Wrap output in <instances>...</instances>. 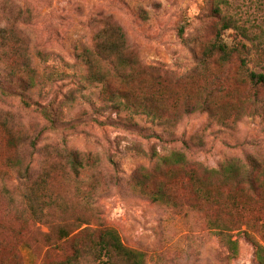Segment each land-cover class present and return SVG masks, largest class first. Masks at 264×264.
Segmentation results:
<instances>
[{"label":"rangeland","instance_id":"374dc122","mask_svg":"<svg viewBox=\"0 0 264 264\" xmlns=\"http://www.w3.org/2000/svg\"><path fill=\"white\" fill-rule=\"evenodd\" d=\"M213 7L211 0H0V55L9 45L25 50L33 69L25 86L0 74V89L13 91H0V264H62L74 241L60 238V228L72 235L98 226L143 252L144 264H261L264 91L247 81L242 53L222 63L203 58L220 26ZM225 10L264 30V0H231ZM107 17L137 63L126 85L113 61L92 52ZM221 39L232 45L241 36L226 29ZM23 96L47 109L24 106ZM68 150L77 153L75 170ZM172 152L184 162L166 159ZM231 164L238 182L219 186ZM196 179L221 193L218 206L197 202ZM156 187L168 204L150 200ZM231 194L239 199L233 218L225 207ZM213 219L239 220L224 229L232 244Z\"/></svg>","mask_w":264,"mask_h":264},{"label":"trees","instance_id":"16d2710c","mask_svg":"<svg viewBox=\"0 0 264 264\" xmlns=\"http://www.w3.org/2000/svg\"><path fill=\"white\" fill-rule=\"evenodd\" d=\"M211 3L214 4L213 12L220 17V26L212 38L213 40L209 42L202 51L203 58L205 59V57L209 58L218 55V60L222 63L229 61L234 55L242 53L240 62L247 81L253 88L264 91V73L255 71L256 69L258 70L264 67V30L259 25H241L238 23V18L233 13H228L226 10L224 11L225 8L231 7V0H211ZM100 26L101 29L94 35L97 43L94 45L95 48H93L92 52L99 61H113L115 63L113 72L114 74L116 73V77L121 81L119 84H122V82L128 81L129 78L132 77V73L134 72L133 65L136 63L135 56L131 51L129 53L127 52L128 54L125 53V51L130 49V46L127 44L120 26L114 20L107 17L100 21ZM226 29L236 30L241 36V39H237V42L232 45H227L221 39L223 31ZM179 32H182V29H179ZM242 39L245 41H241ZM16 67L18 68L15 69ZM0 68L1 76L5 79L8 78V83L25 86L23 81L24 77H29V80H32V76L29 75L28 72L32 73L33 69L30 67V58L25 50L12 48L10 45L9 47H5L0 55ZM0 91L5 94H13V91H6L4 88H1ZM148 96L153 97V92L150 91ZM20 102L24 104V106L33 104L35 109L40 112H44L47 109L46 106L40 105L39 103H31L24 96L21 97ZM260 103V109H264V102L261 100ZM121 104V102H116V106ZM68 157H70V162L75 170V166L78 162L77 153L68 150ZM166 159L172 162H184V155L181 152H172ZM252 165L257 166L253 162ZM235 168L236 167L231 164V166L225 167L220 174L218 173L220 176L219 186L222 181L223 184L229 181L238 182V175L234 172ZM261 176L264 178V164ZM245 177V179L249 180L246 171ZM262 181H264V179ZM142 183L144 184V181L141 178L135 181L137 187H141ZM194 184V192L199 198L197 202L208 204L211 208L214 205L218 206L221 193L216 191L215 194L207 182L199 179H196ZM251 186L253 189L255 188L253 183ZM216 188L220 190V188ZM146 194H148V191ZM149 198L157 203H169L167 195L165 196L164 193L161 192L160 187H156L150 191ZM236 200H239L237 196L231 194L228 203L225 202L227 213L232 218L234 217V215H231L232 212L238 209ZM190 205L195 208L196 203L192 202ZM235 222L236 223L230 221L229 225L225 226L217 219L208 221L209 225L217 229L221 239L227 244H232V241L229 240L224 229H233V226L239 224V220L236 219ZM59 234L60 238H65L64 241L70 237L72 241H74L71 246V252L66 256L62 264H78L80 260L83 259L86 262H90V264H144L143 252L125 246L121 242L117 232L112 228L98 226L97 228L89 229L86 227L72 235L70 231L60 228ZM80 239H84V242L80 243ZM262 253H264V248L260 246L257 257L259 262L264 264V254Z\"/></svg>","mask_w":264,"mask_h":264}]
</instances>
